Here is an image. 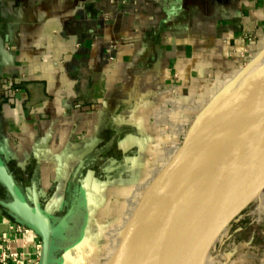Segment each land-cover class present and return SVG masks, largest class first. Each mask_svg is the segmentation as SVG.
I'll return each mask as SVG.
<instances>
[{
  "label": "crops",
  "instance_id": "crops-1",
  "mask_svg": "<svg viewBox=\"0 0 264 264\" xmlns=\"http://www.w3.org/2000/svg\"><path fill=\"white\" fill-rule=\"evenodd\" d=\"M263 49L264 0H0V148L52 219L77 196L89 236L69 262L111 264L197 116ZM22 65L40 79L9 98ZM118 193L132 207L103 225ZM16 225L0 212V242L29 257L40 238ZM254 237L221 230L218 264H263Z\"/></svg>",
  "mask_w": 264,
  "mask_h": 264
},
{
  "label": "water",
  "instance_id": "water-1",
  "mask_svg": "<svg viewBox=\"0 0 264 264\" xmlns=\"http://www.w3.org/2000/svg\"><path fill=\"white\" fill-rule=\"evenodd\" d=\"M263 155L264 49L197 116L134 210L111 264L212 260L226 221L264 192V172L254 170L264 166ZM0 189L6 194V199L0 197V212L39 236L40 264H66L87 240L84 232L79 243L56 258L60 226L45 210L37 183L25 187L1 148Z\"/></svg>",
  "mask_w": 264,
  "mask_h": 264
},
{
  "label": "rangeland",
  "instance_id": "rangeland-1",
  "mask_svg": "<svg viewBox=\"0 0 264 264\" xmlns=\"http://www.w3.org/2000/svg\"><path fill=\"white\" fill-rule=\"evenodd\" d=\"M174 144V146L176 147L178 145V143H172ZM166 159L167 158H163L160 162L156 163L155 165L157 166V164L159 165V167L164 166V164L166 163ZM263 161H264V155L262 157ZM155 165L153 166V168L155 167ZM256 171L257 174L259 173H263L264 172V166L262 167H257L254 169ZM129 192V191H128ZM127 194L125 195H120L115 194L113 195L112 199L110 200V203L107 205L106 209L104 211H102V213L100 214L101 217V222L103 225H106L107 223L112 222L113 220L117 219L120 217L121 212L126 209L127 207H132V202L128 201L126 199ZM124 197V198H123ZM256 204H254L252 206V208L255 207ZM257 214L260 216L264 215V196L260 198L258 204H257ZM84 223L82 220V216L81 213L79 214V212L76 210L73 212H70L68 216H66V219L63 221L62 225L59 224L60 229H61V233L60 235L57 237L56 241L57 244L59 246V256H61L64 251H66L67 249H69L72 246H75L77 243L80 242V240L83 237V233L81 230V224ZM98 227L97 225L95 226L96 230ZM60 236H63L62 238H60ZM94 240V239H93ZM103 243V240H102ZM75 255V254H74ZM73 255V256H74ZM108 254L106 255H102L101 257V262L105 263L108 259ZM90 257L86 256V259H89ZM219 258V257H218ZM221 259H215L214 260V264H218L219 261ZM81 261L80 264H89L87 263L88 261ZM221 262V261H220ZM66 264H74L69 262V259L67 260ZM77 264V263H75ZM213 264V262H212ZM264 264V261H263Z\"/></svg>",
  "mask_w": 264,
  "mask_h": 264
},
{
  "label": "built area",
  "instance_id": "built-area-1",
  "mask_svg": "<svg viewBox=\"0 0 264 264\" xmlns=\"http://www.w3.org/2000/svg\"><path fill=\"white\" fill-rule=\"evenodd\" d=\"M32 79L36 80L40 78L34 75L29 66L22 65L19 68V74L15 81H8L6 84L7 96L14 99L18 94V87ZM15 229L24 230L26 233L32 231L31 229L21 225H16ZM41 253V240L36 245V252L29 257L22 252L13 250L9 241L0 242V264H40Z\"/></svg>",
  "mask_w": 264,
  "mask_h": 264
},
{
  "label": "flooded vegetation",
  "instance_id": "flooded-vegetation-1",
  "mask_svg": "<svg viewBox=\"0 0 264 264\" xmlns=\"http://www.w3.org/2000/svg\"><path fill=\"white\" fill-rule=\"evenodd\" d=\"M263 196H264V192L261 196L256 197V199L253 202H251L248 207H246L241 212H239L235 217L226 221V226L224 227V235L225 236L227 234H229L230 232H235L239 228V226H241V225L245 229H247V226H248L251 228L252 232L255 230L254 239L258 240V242H260L264 248V215L263 216L258 215L257 210H256L257 204H258L260 198ZM0 197L2 199H6V194H5L4 190L1 191ZM74 201L75 202L73 203V205H71L68 210L63 212L59 218L52 219L54 226H58L61 222H63L66 219V216H68L70 212H73L74 210L76 212L77 206L75 203L77 201V196L74 197ZM42 202H43V200H42ZM254 204H256V205L254 208H252V206ZM257 225L259 227H256ZM59 252H60V250L57 251L56 258L59 257ZM213 254L214 255L218 254L219 258L223 256L222 254L216 252V245L213 246V248H212V256H213Z\"/></svg>",
  "mask_w": 264,
  "mask_h": 264
},
{
  "label": "bare ground",
  "instance_id": "bare-ground-1",
  "mask_svg": "<svg viewBox=\"0 0 264 264\" xmlns=\"http://www.w3.org/2000/svg\"><path fill=\"white\" fill-rule=\"evenodd\" d=\"M212 261L213 260H210L209 258H205L200 264H212Z\"/></svg>",
  "mask_w": 264,
  "mask_h": 264
}]
</instances>
